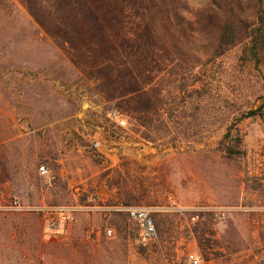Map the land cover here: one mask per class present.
Returning <instances> with one entry per match:
<instances>
[{
  "label": "rangeland",
  "instance_id": "374dc122",
  "mask_svg": "<svg viewBox=\"0 0 264 264\" xmlns=\"http://www.w3.org/2000/svg\"><path fill=\"white\" fill-rule=\"evenodd\" d=\"M12 1L0 0V264H259L264 120L236 111L264 103V58L239 57L256 0H85L66 31ZM226 19L236 46L214 59ZM226 128L240 154L223 153ZM124 204L169 213L173 230L118 233ZM59 207L74 220L50 231Z\"/></svg>",
  "mask_w": 264,
  "mask_h": 264
},
{
  "label": "trees",
  "instance_id": "16d2710c",
  "mask_svg": "<svg viewBox=\"0 0 264 264\" xmlns=\"http://www.w3.org/2000/svg\"><path fill=\"white\" fill-rule=\"evenodd\" d=\"M6 2L9 4V6L13 5L12 0H6ZM23 3L26 11L32 17V19L37 22V24L43 25L46 23L52 25V28H54L56 31L60 29L65 31L70 30L78 23V20L82 18L84 19L85 16L89 14L85 0H23ZM256 3L257 9L255 20L252 24L245 26V42L243 43V46L239 52L240 59L245 64H247V66H252L253 64L257 66L264 58V0H256ZM70 39L71 37L63 36V40L68 41ZM235 46L236 28L232 21L226 19L221 25L212 56L214 59L222 57L226 53L230 52ZM190 78V84L182 85V87H180V85H176V89L178 91H183L187 87L192 88L197 82H199L198 71L192 72V74H190ZM211 90L212 89L209 88L208 92L210 93ZM236 111L239 112L241 118L257 116L261 120H264V103L258 109H252L251 106L242 105L241 107H238ZM152 118L153 115L149 116V119H146V117L143 119L141 117H137L138 120L141 119V125L143 126L146 125V122L148 125H150V120H152ZM228 134H230V129L226 128V132L224 133L221 140V144L223 145V153L226 156L240 154L236 148L238 147L237 145L240 144V141H238V144L236 143V145H230V143H232V138H229ZM121 207L123 209L112 211L117 217H119V221L116 220L112 223L118 233H122L123 231L127 230V228H129L130 222L136 221L132 211L129 210V208L132 207H129L127 204L121 205ZM172 214L174 215L175 212H172ZM167 216H169V213L161 212H155L150 215L154 225L155 233L157 232L156 237H161L164 234L169 235V233H171L173 230L174 225L166 218ZM174 230L176 232L178 231V229ZM195 232H197L196 229ZM197 238L199 240L200 246H204L205 244L202 242V232Z\"/></svg>",
  "mask_w": 264,
  "mask_h": 264
},
{
  "label": "built area",
  "instance_id": "2783aa9c",
  "mask_svg": "<svg viewBox=\"0 0 264 264\" xmlns=\"http://www.w3.org/2000/svg\"><path fill=\"white\" fill-rule=\"evenodd\" d=\"M117 124L122 127L124 125V121L122 119L117 121ZM92 147L97 148L98 142L93 141ZM38 172L41 176H47L48 171L47 169L41 165L38 167ZM14 210H22L20 202L17 199H14L10 206ZM43 209H40V211ZM51 216L45 219L46 228L50 231H59L65 225L70 224L74 220V211L72 208L69 207H59L53 209ZM132 211L134 218L137 221L139 227V238L141 241H149L156 238V233L154 229L153 222L146 211L143 209L138 208H129ZM43 212V211H41ZM113 234L112 229L108 228L105 229L106 237H111ZM188 262L189 264H200V257L193 256L192 254L188 255ZM259 264H264V252L260 255L258 259Z\"/></svg>",
  "mask_w": 264,
  "mask_h": 264
},
{
  "label": "crops",
  "instance_id": "0c3cea01",
  "mask_svg": "<svg viewBox=\"0 0 264 264\" xmlns=\"http://www.w3.org/2000/svg\"><path fill=\"white\" fill-rule=\"evenodd\" d=\"M57 162H59V163H61L62 162V159H59V160H57ZM86 179H81V180H79V183H82V181H85ZM112 207H106V209H111Z\"/></svg>",
  "mask_w": 264,
  "mask_h": 264
}]
</instances>
